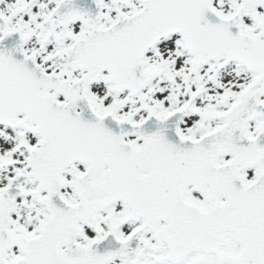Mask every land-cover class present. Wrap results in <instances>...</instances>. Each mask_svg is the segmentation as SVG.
Masks as SVG:
<instances>
[{
	"label": "snow or ice",
	"instance_id": "1",
	"mask_svg": "<svg viewBox=\"0 0 264 264\" xmlns=\"http://www.w3.org/2000/svg\"><path fill=\"white\" fill-rule=\"evenodd\" d=\"M0 264H264V0H0Z\"/></svg>",
	"mask_w": 264,
	"mask_h": 264
}]
</instances>
